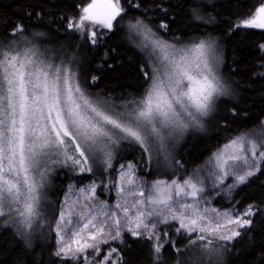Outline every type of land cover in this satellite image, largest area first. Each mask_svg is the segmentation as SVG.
<instances>
[{"label":"snow or ice","instance_id":"obj_1","mask_svg":"<svg viewBox=\"0 0 264 264\" xmlns=\"http://www.w3.org/2000/svg\"><path fill=\"white\" fill-rule=\"evenodd\" d=\"M166 3L82 0L76 6L77 16L60 17L62 35L78 40V47L87 49L93 61L98 58V68L114 69L111 61L119 62L117 49L107 43L113 35L124 33L129 45L145 53L140 68L142 91L119 104L94 98L81 87L70 66L75 54L68 62L53 63L24 36V24L7 22L0 37V224L7 231L15 229L14 238L25 247L31 246L32 233L42 226L44 190L55 167L67 169L76 178L94 176L101 168L103 175L113 168L114 150L122 143L138 148L145 165L161 155L167 162L170 142L189 128L204 130L210 117L226 128L229 118L238 115V103L221 107L231 102L222 98L233 97L234 90L220 72L215 38L197 36L188 43H173L158 35L169 31L172 18ZM186 6L194 22L190 27L199 29L202 24L195 22L206 23L201 3L186 0ZM45 15L52 14L24 13L29 20L33 16L42 20ZM51 24L46 26L60 34V28L52 29ZM240 28L264 30V0L232 24L230 33ZM259 47L264 50V44ZM253 76L264 79V71ZM99 78L92 76L91 81ZM251 135L238 136L224 146L239 145L245 155H233L220 164L222 152L214 154L217 168L210 174L214 188L231 192L264 176V135L250 139ZM140 164L119 165L118 176L111 181L117 202L111 207L96 195L103 181L68 186L53 229L57 246L52 255L58 261L126 264L119 245L127 235L147 244L150 264H163L168 249L176 257L175 264H205V257L208 264H221V249L227 250L228 243L249 233L264 234V200L242 210L233 204L221 212L205 206V188L192 178L149 185L136 175ZM229 178L233 182L226 185ZM73 194L78 199L70 202ZM76 204L81 211L73 210ZM173 236L188 239L185 249L177 247ZM218 242L223 243L217 247ZM89 250L91 257L86 255Z\"/></svg>","mask_w":264,"mask_h":264},{"label":"trees","instance_id":"obj_2","mask_svg":"<svg viewBox=\"0 0 264 264\" xmlns=\"http://www.w3.org/2000/svg\"><path fill=\"white\" fill-rule=\"evenodd\" d=\"M88 0H84L87 3ZM149 3L152 0H148ZM202 5L201 12L204 22L199 29L190 27L194 22L190 19L186 6V0H167L165 4L169 8L168 21L169 31L159 32L164 40L175 43L181 40L184 43L190 42L193 37L205 36L214 37L217 42V49L221 58V74L231 84L234 96L222 98L231 102L222 105V109L231 108L238 103V115L233 119L229 118L227 127H221L212 118L210 123H205L204 130L194 129L172 146L169 160L155 158L150 165L142 162L141 152L135 146L122 143L114 150L113 168L103 175V169L97 170L95 175L85 174L83 178H95L103 181L99 187L101 193L111 191V181L114 180V173L120 162L123 160L141 161L138 170L148 181L158 178H183V172H192L204 164L207 159L222 145L230 142L239 135L254 131L262 127L264 122V79L254 78L253 74L264 71L257 65H264V54L260 45L264 43V30L240 28L230 33L232 24L245 18L254 6H258L260 0H199ZM82 0H0V37L4 35V28L7 22H19L25 26L24 36L33 38L38 44L41 52L48 54V59L56 64L68 62L73 54L76 55L75 62L71 67L77 74V80L81 87L93 97L101 100H111L114 103H122L134 99L142 91L144 83L140 68L145 63V53L129 45L125 34L113 35L107 41L110 48H116L117 59L111 63L114 69L98 68V58L93 61L88 55L87 49L78 47L79 41H73L70 37L62 35L63 28H60V17L77 16V5ZM39 5V7H32ZM178 5V6H177ZM43 10V19L35 16L31 20L24 16L25 12ZM138 15V13H136ZM55 19L56 24H51ZM164 19V17H159ZM127 23V19L124 21ZM155 23H159L157 20ZM51 28H60V34L51 31ZM155 27V25H154ZM42 33L43 35H36ZM92 76L100 78L93 83ZM235 81L239 84L236 87ZM78 179L67 169L57 171L52 180L50 189L51 215L49 223L41 229L31 240V246L25 245L14 238V231H7L0 226V264H62L52 253L55 251V235L51 232L49 225L54 219L59 202L68 184ZM264 176L254 179L247 185H240L233 189L231 195H219L217 202L224 206L239 204L243 206L255 201L264 200ZM229 200V201H228ZM50 229V231H49ZM177 241V247L185 249L188 239H180L173 236ZM194 238V237H193ZM124 244L121 245V252L126 264H150L148 246L142 241L134 242L127 235L124 237ZM221 244V243H220ZM216 244L217 247L220 245ZM227 250L221 249V264H264V234L249 233L239 240L227 244ZM91 257V256H90ZM176 257L168 249L163 253V264H175ZM82 264V261H81Z\"/></svg>","mask_w":264,"mask_h":264},{"label":"rangeland","instance_id":"obj_3","mask_svg":"<svg viewBox=\"0 0 264 264\" xmlns=\"http://www.w3.org/2000/svg\"><path fill=\"white\" fill-rule=\"evenodd\" d=\"M28 39V38H27ZM28 40H32L37 46L38 44L35 42V40L33 38L31 39H28ZM264 44V43H263ZM262 45V44H261ZM263 54H264V50H262ZM217 54L219 55V52H218V49H217ZM48 54H44L45 58H48L47 56ZM221 70V68H220ZM194 130V128H189L187 131H185L184 133H182L178 139H176L174 142H170L169 144V152L170 149L172 148V146L174 147V145L176 143H178L180 140H181V137H183L185 134H187L188 132ZM251 133L252 135L249 137L250 139H256L257 137L259 136H262L264 135V124L262 125V127L254 130V131H251V132H246V133H243V134H249ZM241 134V135H243ZM239 135V136H241ZM226 144H229L226 143ZM222 145L221 147H219L217 150H215V152L207 159V161L202 164L201 166H199L197 169H195L194 171L192 172H183V178H180L178 176H175L173 178H158V179H155L153 181H148L146 180L145 177H143L138 168H137V172H136V175L138 177H140L141 180L143 181H147V183L150 185L152 182L154 181H157V180H163V181H167V182H171V180H178V181H181L183 179H188V178H192V182L193 183H197V186L198 187H204L205 188V199L208 201V203L205 205V206H208V207H212V208H216L217 210L223 212V211H227L232 205H228V206H224L222 205L220 202H217V197L219 195H225V196H228L229 194L231 195L232 191L229 192L226 188L225 190L221 191L220 189H216L213 187V183H212V180L210 179V174L216 172V168H217V161L214 159V154H217V153H221L222 152V155H221V160L219 161L220 164H223L224 161H227L229 160V157L233 156V155H245L246 152H243V151H240L239 149V145H235V146H230V147H227L225 148L224 146L226 145ZM261 150H264V149H261ZM158 159H164V157L161 155V156H158L156 157ZM127 162H131L130 160H123L122 162H120V164H124V163H127ZM119 164V165H120ZM119 165L118 167L116 168L115 170V173H114V179H116V177L118 176V169H119ZM227 167L228 165H224V168L225 170H227ZM60 167H55L53 169V171L49 174L48 176V182H47V185H46V188L44 190V202H43V209H44V219L40 221L41 223V227H38L36 228V230L32 233L31 235V240L34 238V236H36V234L43 228H45L46 225H48L49 223V217L51 215L50 211H51V206H50V198H49V194H50V189L52 187V180L53 178L55 177L57 171L59 170ZM197 177L199 178V180L197 179ZM95 180L97 182V184H99V181L95 178H78V179H75L73 181H71L68 186L70 184H75L77 187H83L84 185H87L89 184L92 180ZM202 180L203 183L201 184L199 181ZM233 181L231 178H229L228 180L225 181V184H231ZM68 186L66 187L64 193H63V196L61 197L60 199V202H59V205H58V208H57V211L54 215V219L52 220L51 222V226L49 225L50 229H51V232L55 235V232L53 231V229L55 228V219L58 217V212L61 208V204L62 202L64 201L65 199V196H66V193H67V189H68ZM187 190V189H186ZM96 195L97 197L99 198V200L101 201H106L107 204L111 207V206H114L115 203L117 202V191L115 188H111V191H108V192H104V195L101 193L99 187L97 188V192H96ZM147 195V193H146ZM174 195V193H173ZM78 198L76 195H71V199H70V202L71 201H76ZM229 201V200H228ZM190 202V201H189ZM75 212H79L81 211V206L79 204H76L74 206V209H73ZM73 219H77L76 217H73ZM0 226L4 227L2 224H0ZM49 229V231H50ZM86 234V233H85ZM56 240H57V237L55 235V249H56ZM219 244L220 243H223V242H218ZM123 245V244H122ZM113 247L117 246L116 244H113L112 245ZM119 247L121 248V245H119ZM107 250V249H105ZM121 250V249H120ZM86 255H88L89 257L92 255L91 253V250H89ZM208 259L207 257H205V264H208ZM213 264H215V262H213Z\"/></svg>","mask_w":264,"mask_h":264}]
</instances>
